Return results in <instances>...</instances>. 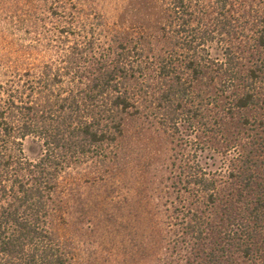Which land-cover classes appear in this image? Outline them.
Listing matches in <instances>:
<instances>
[{"label": "trees", "instance_id": "trees-1", "mask_svg": "<svg viewBox=\"0 0 264 264\" xmlns=\"http://www.w3.org/2000/svg\"><path fill=\"white\" fill-rule=\"evenodd\" d=\"M100 8L0 0V264H80L70 195L85 167L116 174L129 123L182 147L154 191L152 262L264 264V0H128L112 23Z\"/></svg>", "mask_w": 264, "mask_h": 264}, {"label": "rangeland", "instance_id": "rangeland-1", "mask_svg": "<svg viewBox=\"0 0 264 264\" xmlns=\"http://www.w3.org/2000/svg\"><path fill=\"white\" fill-rule=\"evenodd\" d=\"M98 2L112 23L117 21V15L128 0ZM6 17L0 14V37L11 36L13 27ZM186 134L187 148L194 151L196 134L191 129ZM178 139V135L170 137L148 123H129L124 139V160L116 174L109 172L102 180L95 177L90 167L79 171L89 179L79 182V189L70 195L66 233L74 242L80 264H155L149 257L150 252L158 247L159 255L163 254V227H158L154 216L153 201L157 198L154 191L170 184V169L166 168L171 167L173 156L182 150L173 142ZM25 146L30 158H36L41 152L33 139H28ZM200 155L202 164L210 169L222 166V156L217 153L205 151ZM156 168H163L159 178ZM73 175L77 177L78 173ZM161 213L160 219H166L169 214L165 208Z\"/></svg>", "mask_w": 264, "mask_h": 264}]
</instances>
